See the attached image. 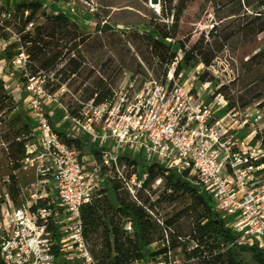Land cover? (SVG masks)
<instances>
[{"label": "built area", "instance_id": "obj_1", "mask_svg": "<svg viewBox=\"0 0 264 264\" xmlns=\"http://www.w3.org/2000/svg\"><path fill=\"white\" fill-rule=\"evenodd\" d=\"M13 15L11 0L7 9L0 10V24ZM33 26L34 21L27 29ZM5 42L0 41V48ZM27 57L22 51L13 62L23 67ZM181 58L182 54L176 56L163 78L149 77L120 90L112 89L102 103L95 105L94 99L86 103L81 111L83 118H73L89 137L104 142L101 161L91 154V165L83 161L82 151L58 135L42 111L41 101L36 99L41 111L37 128L42 148L34 157L27 152L22 163L24 168L36 165L43 182L51 180L52 191L35 189L8 218L0 213V264H63L68 256L79 260L69 264H96L84 237L82 206L99 196V179L106 167L116 171L131 198L140 203L138 172L128 179L120 168L122 156L134 159L140 155L179 173L189 171L211 197L233 235L231 241L220 240L213 255L239 245L257 248L264 258V97L246 106H230L221 94L213 102H205L192 87L182 83L180 74L176 75ZM216 64L205 66V70L219 78ZM223 85L224 81L216 86L217 90ZM51 192L57 194L67 220L62 219ZM52 224L56 228H50ZM124 229L133 232L129 218L124 221ZM187 249H200L194 260L209 259L207 250L196 240H190ZM157 256L149 257L147 264H162L155 260Z\"/></svg>", "mask_w": 264, "mask_h": 264}, {"label": "rangeland", "instance_id": "obj_2", "mask_svg": "<svg viewBox=\"0 0 264 264\" xmlns=\"http://www.w3.org/2000/svg\"><path fill=\"white\" fill-rule=\"evenodd\" d=\"M42 1L49 13L64 12L80 25L86 41L78 50L86 60L84 64L86 69L83 76H71L52 97L44 86L49 79L54 78V72H49L47 77L28 78L24 82L15 79L11 83L10 90L13 96L23 103L34 125L35 136L29 141L27 152L30 151L29 156L34 157L42 148L41 133L37 128L40 117L38 112H41L35 102L38 98L47 118L54 117L60 129L82 136L90 142L83 152L82 159L87 165H91L92 149L101 147L104 142L92 139L84 133L73 121L69 110L86 106L87 95L90 89H94L93 81L97 77L103 79L107 87L118 90L134 81L140 83L145 78H163L168 68L153 54L145 33H153L152 23L165 22L171 25L172 18L162 15L161 0H61L56 3ZM10 2L11 0H0V9ZM259 10L257 2L248 7L244 0L185 1L177 37L186 40L188 46L194 45L200 39L203 40L200 45L203 57L213 56L212 63L216 61L219 71V78L209 74L205 70L206 65L202 62V57L192 60L190 64H182L180 71L182 83L192 87L205 102H213L219 96L216 86L223 81L229 88L221 95L229 104L230 101L235 102V105H241L244 101L252 103L256 100L255 96L260 93L264 97V31L256 33L253 22L257 15L256 11ZM261 20H264V15ZM44 21L45 18L39 15L31 29ZM14 24L15 20L8 30L13 37L7 40L3 47L19 35ZM172 49L179 51L180 45L175 43ZM73 55L77 56L78 51H74ZM13 64L15 69L21 70L24 67L18 63ZM61 67L63 64L59 66ZM22 91H25L24 95ZM134 159L142 160V164L130 165L122 161L120 168L128 179L138 172L139 200L141 196V199H149L154 203L151 213L161 225L168 224L175 240L181 241L178 235L187 240L196 225L200 208L196 207L189 194L170 196L171 191L165 192L166 179L162 176L142 188L143 179L148 175V167L156 161L144 155ZM115 173L116 171L110 167L104 168L99 179V189L106 190L111 200L116 203V194L110 182ZM16 174L22 187L19 201L27 200L35 193V189H39L40 192L44 189L52 191L51 180L44 183L36 165L29 164L27 168L22 166ZM0 194L1 217L8 218L16 204L8 196L3 176H0ZM50 197L60 209L62 219L67 220L68 214L61 206L57 194L51 192ZM181 242L183 246L188 247L190 240ZM88 248L90 249L89 244ZM160 248H163V244L158 241L148 246L147 250L157 251ZM70 252H66V255ZM240 258L246 264H258L250 252H242ZM74 259L78 258L65 257L63 264L72 263ZM155 260L162 264L169 261L172 264H200L197 259H188L182 247L171 250L167 255L158 254Z\"/></svg>", "mask_w": 264, "mask_h": 264}, {"label": "trees", "instance_id": "obj_3", "mask_svg": "<svg viewBox=\"0 0 264 264\" xmlns=\"http://www.w3.org/2000/svg\"><path fill=\"white\" fill-rule=\"evenodd\" d=\"M185 1L161 0L162 15L170 16L172 23L171 25L165 22L152 23L153 33H145L153 54L167 68L176 56L182 54L176 67L177 76L180 74L182 64H190L192 60L202 57V62L208 66L213 60V56L203 57L200 50L203 40L200 39L194 45L188 46L186 40L177 37V28L185 9ZM244 1L248 7L257 2L260 10L256 11L257 15L254 17V30L256 33L263 32L264 20L261 18L264 15V0ZM8 7L9 4L3 5L0 10ZM13 7V18L5 21L3 25L0 24V41H7L13 37L8 31V28L11 29L13 26V20H15L14 26L19 34L15 40L0 48V176L5 178L8 196L18 206L25 200L19 201L22 187L16 171L23 166L22 161L27 154V145L34 138L35 132L27 109L21 101L15 99L10 85L15 79L24 82L28 78H43L47 77L49 72H54V78L49 79L44 87L49 94L56 93L71 76H83L86 60L78 47L85 43L86 38L77 21L72 20L64 12L49 13L44 8L42 0H13ZM39 15L43 16L45 21L34 29L27 30L28 24L35 21ZM175 43L180 45L179 51L172 49ZM22 51H25L28 56L26 65L21 70L15 69L13 61ZM74 51H78L77 56L73 55ZM62 64L63 67L59 68ZM93 84L94 89H90L86 103L94 99L93 103L96 105L102 103L112 89L107 87L104 80L99 77L93 81ZM228 88L227 85H223L217 90V94H223ZM24 93L25 91H22V95ZM96 93L97 96H95ZM262 97L260 93L255 96V99ZM248 104H250L249 101H244L241 106ZM234 105L235 102L230 101V106ZM82 110V106L71 108L69 114L72 118L81 119L83 118ZM48 120L58 135L68 145L82 151L83 155L90 142L82 136H76L58 128L54 123V117H49ZM101 150L102 147H97L91 152L98 161H101ZM122 161L130 165L142 164V160L133 159L131 156H122L120 165ZM147 170L148 175L143 179L142 188L162 176L166 179L165 192L171 191L170 196L189 194L196 207L200 208L196 225L188 235L189 240L198 241L208 252L209 259L199 260L200 264L211 262L214 264H246L240 258L242 252L252 253L258 264H264L261 252L255 247L235 245L213 255V250L220 240L231 241L233 239L232 231L226 227L225 220L218 215L211 197L205 193L201 185L195 182V178L190 177L189 171L179 173L158 162L152 163ZM110 182L116 194V203L111 200L106 190H100L99 196L91 203L83 205L81 209L84 237L90 245V251L96 259V264H133L136 260L147 264L149 257L158 254L167 255L170 250L180 247L183 248L188 259L199 256L200 249L189 251L181 241L174 239L168 224L161 225L154 218L151 213L154 207L153 202L149 199L143 200L141 196L140 203L133 200L117 173L110 179ZM54 204L51 206L53 207ZM45 205L48 206L46 203ZM128 218L133 223V232L130 233L124 229V221ZM50 228L56 227L52 224ZM158 241L162 242L163 248L157 251L147 250L148 246ZM61 255L62 253L58 251L57 256Z\"/></svg>", "mask_w": 264, "mask_h": 264}, {"label": "crops", "instance_id": "obj_4", "mask_svg": "<svg viewBox=\"0 0 264 264\" xmlns=\"http://www.w3.org/2000/svg\"><path fill=\"white\" fill-rule=\"evenodd\" d=\"M55 125L58 127V128H61L58 124H57V120H55Z\"/></svg>", "mask_w": 264, "mask_h": 264}]
</instances>
